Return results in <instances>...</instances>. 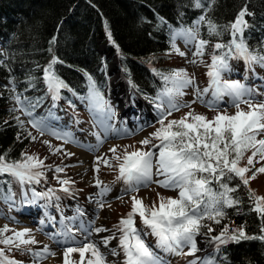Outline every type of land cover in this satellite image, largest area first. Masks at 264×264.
<instances>
[{"label": "snow or ice", "instance_id": "snow-or-ice-1", "mask_svg": "<svg viewBox=\"0 0 264 264\" xmlns=\"http://www.w3.org/2000/svg\"><path fill=\"white\" fill-rule=\"evenodd\" d=\"M214 2L215 0H208L205 4L203 0H193L192 7L202 9V14L197 17L191 27L173 31L170 37L172 51L181 57H186L187 53L176 47V37L183 38L186 46L192 45L195 49L192 52L193 58L189 60L190 64H203L205 49L211 43V40L201 38L202 26L206 27L209 37L223 35L219 26L207 15ZM253 15L254 13L250 12L245 4L234 20L224 26L230 39L226 43L219 40L213 45L211 63L206 65L208 69L206 88H199L194 77L189 76L185 69L173 70L167 74L158 73L153 69V73L160 76L165 85L156 97L159 101L156 103V108L159 116L157 123L160 127L149 137L141 140L140 148L135 151L128 152L125 148L121 156L117 154V147L110 149L113 154L112 159L118 162L117 179L127 185L122 196L118 198L122 199L123 195L138 192L142 187L148 188L153 183L164 189L176 191L177 196L165 198L157 194L159 204L154 202L149 207L144 204L143 199L133 195L131 211L115 226L119 234L113 232L99 241L91 239L93 233L108 232V229H86L83 240H77L71 228L64 226L56 234L63 238L56 241L64 245L63 264H85L86 253H90L86 264H108L105 253L100 250V245L108 250V255L116 257L122 254V260L113 264H165L153 251V247L146 243L148 235L156 238L155 247L165 253L175 256H194L200 251L197 248L196 237L202 234V228L207 229L203 235L208 236L216 252H219L221 245L240 244L242 241L264 243V197L257 196L248 188L250 179H255L258 173H264V166L256 169L251 177L246 175L254 167V160L257 157H259V160H256L257 163L264 160V139L258 138L264 135V100H256L258 94L256 89L246 86L239 80L224 78V73L231 71V60H242L246 71L251 70L253 65L264 68V50L250 49L245 38V32L251 27L246 17ZM159 21L162 24L166 23L163 17H159ZM105 29L111 41L112 36L108 31L107 22H105ZM51 43H56L55 37ZM117 51H119L118 46ZM198 57L200 59H197ZM57 63L62 61L53 55L49 64L42 70L46 93L53 101L60 98L61 90L77 95L63 79L56 75L54 66ZM0 64H3V61H0ZM84 76L87 81V95L83 99L88 101L91 110L103 113L107 119H111L113 115L111 106L105 101L96 80L88 72H84ZM29 79L31 81L32 78ZM129 83L131 84V81ZM132 86L135 87V85ZM6 87H9L12 93L11 99L16 105L11 111L19 110L27 116L28 124L40 136L49 135L62 140L63 143L71 142L68 132L52 128L45 118L34 116V110L40 103L39 98L33 101L23 93L17 92L14 79H9V85ZM187 88H192L194 99L191 104L180 103L178 98L185 95ZM209 93L211 98L206 100L204 97ZM259 94L264 95V93ZM225 97H228L227 102L224 100ZM197 102L215 112L216 115L209 119L205 115L190 110L178 120H168L173 112L181 108L191 109L192 104ZM221 103H224L223 108L220 107ZM69 104L72 106L71 101ZM242 105H246L247 108H243ZM228 108H235V113L228 114ZM15 120L20 129L25 128L24 121H21L19 117H15ZM96 135L98 142H101L99 133ZM19 138L18 135L17 139ZM26 138L31 141L37 139L30 131L26 133ZM43 143L51 149L53 155L63 151L60 147L53 148L48 140ZM149 145L151 147H148ZM145 148L148 150H144ZM247 151H251L252 154L247 159V166L241 167L240 161ZM65 155L72 154L65 153ZM101 163L106 167H112L111 160L102 156L97 157L94 161V172H99ZM43 168V160L34 155L22 152L20 160L9 163L6 160V154H0V176L7 174L21 184L40 183V179L44 176ZM54 171L60 173L64 169L56 167ZM154 176L157 179H154ZM237 178L240 184L230 187L229 182ZM58 182L62 185L61 191L70 192L68 187L72 183L70 180L64 179ZM213 183L217 187H213ZM101 185L102 181L97 176L95 186L100 189L97 193L99 197L109 191L106 185L103 187ZM240 185L248 190L249 211L257 214L260 221L259 233L248 235L245 226L241 225L232 229L230 234L226 224L217 235H210L216 230L205 221L220 224L228 215L227 208H238L241 200L234 197L232 193L236 192ZM53 194V189H49L48 193L33 190V200L29 203H34L38 199L50 200ZM97 203L101 208L105 206L102 199H98ZM137 216L147 231L136 227ZM41 223L43 224L44 221ZM9 231H12V235L6 236L5 233ZM50 238L55 239V236ZM114 239L117 240L116 247L109 248L110 242ZM36 243L29 229L14 231L5 225L0 229V245L4 246L0 248V264H18L17 261L5 256V249L27 252L34 258L33 264H39L40 261L56 255L48 246H44L41 250L27 247ZM185 248L188 249L187 252L184 251ZM73 253L79 254L78 262L71 259ZM223 259L227 260L226 257ZM188 264H219V262L214 257H197Z\"/></svg>", "mask_w": 264, "mask_h": 264}, {"label": "trees", "instance_id": "trees-1", "mask_svg": "<svg viewBox=\"0 0 264 264\" xmlns=\"http://www.w3.org/2000/svg\"><path fill=\"white\" fill-rule=\"evenodd\" d=\"M203 2L207 4L208 0ZM192 4L193 0H0V61H3L0 64V154H6L9 163L20 160L22 152L34 156L40 154L30 152L34 141L26 138L27 128L18 127L17 111H11L15 102L11 99L10 86L6 87L9 79H14L17 92L33 101L40 99L33 113L35 117L60 118L58 113L61 117H67V113L73 116L79 104L86 105L83 99L87 95L84 72L93 76L102 94L108 86V60L98 48L99 42H108L106 49L119 56L135 91L148 100H156L163 81L153 69L168 73L164 61L171 49L172 32L191 27L202 14L203 10L193 8ZM245 4L254 13L246 17L251 25L245 32L248 46L253 50H264V0H215L207 15L223 35L209 37L206 27L202 26L201 38L211 40L208 49L213 50L214 43L219 40L226 43L230 39L224 26L234 20ZM159 17H163L166 23H160ZM105 22L111 32V41ZM53 37L56 38L55 44L51 43ZM53 55L62 61L54 66L56 75L77 95L61 90L60 98L53 101L46 93L42 70ZM238 184V178L229 182L230 187ZM213 187H217L215 183ZM22 188L23 184L13 177L0 176V205L9 199L16 202L18 196L33 197L31 186ZM248 188L254 192L250 184ZM232 195L238 197L241 204L238 208H227L228 215L220 224L205 221L216 230L210 235H217L226 224L244 225L248 235L258 234L260 221L255 212L249 211L247 188L240 185ZM206 231L202 228L201 235ZM203 236L209 243L208 236ZM207 257H214L219 264H264V243L242 241L221 245L219 252L210 246Z\"/></svg>", "mask_w": 264, "mask_h": 264}, {"label": "rangeland", "instance_id": "rangeland-1", "mask_svg": "<svg viewBox=\"0 0 264 264\" xmlns=\"http://www.w3.org/2000/svg\"><path fill=\"white\" fill-rule=\"evenodd\" d=\"M107 44L99 42L98 48L101 49L100 53L108 59V68L110 66L112 69L113 63L116 60L118 61V59L117 57H115L117 56V54H112L110 51H108V49H106L108 48ZM175 44L180 51L186 52L187 56L181 57L173 52L172 49H170L166 53L164 61L169 69V71L167 72L169 73L173 70L185 69L187 70L189 76L194 77L195 82L199 88H206L208 86V77L206 75L208 69L206 65L211 63L212 50L208 48L205 49L203 64L193 65L189 63V60L193 58L192 52L195 50L192 45L186 46L183 38L179 36L176 37ZM197 59L200 58L198 57ZM230 67L231 71L224 73L225 79L239 80L246 86L256 89L258 93L256 96V100H264V95L259 94L264 93V68H261L258 65H253V68L251 70L246 71L245 64L241 60H231ZM120 71L121 70H117L115 73H111L109 75V79L112 84ZM115 82L116 84L120 85L121 88H124L125 85L128 86L129 92L131 93L128 94V99L136 100V97H134L135 95L131 91L128 83H123L120 80H117ZM108 86L109 89L107 90L105 88L103 96L105 101H107L111 106L113 113L111 119H107L105 114L99 112L98 114L101 115V117L97 116V112L90 109L87 100H85L86 105L79 104L77 106V110L75 109V116L67 113V117H61V113H58L60 115V118H46V121L52 128L69 133V137L71 139L70 143H63L62 140L56 139L55 137L49 135L40 136L39 133H37V131L33 129L30 124H28L27 121L29 118L25 116L21 111L17 110V116L21 121H24L25 128H27V130L30 131L33 136L37 137V139L34 141V145L32 144L30 146V152H32L33 154L36 151L40 152V154L36 156L39 157L40 160H43L45 165L42 169V171L44 172V176L40 179V183H24L22 189H29L28 187L31 186L32 189L40 193H48L49 189H53L54 194L52 195L50 200L38 199L34 203H29L33 200V197L27 195L18 196L16 202H13L10 199L7 200L6 202H4V205H0V229L4 228L5 225H7L9 229L14 231L29 229L31 237L33 236L37 241L36 244L27 246L33 250H41L44 246L50 247L56 244L59 246L56 240L60 238H57L54 232L56 229H58V224L52 222L50 231L41 226V221H45V217L47 215L49 216V219L51 217L68 219L74 215V212H76L73 207H76L77 209H85V207L93 199H102L105 202V206L100 209L97 208L94 212L90 213L92 227L93 221L98 220L100 216H104L106 229L113 233L117 232L115 226L118 225L120 219L122 217H126L127 214L131 211V197L133 195H135L138 199H143L144 204L149 207H151L154 202L157 205L159 204V197L157 194L165 198H175L177 196L176 191L164 189L153 183L148 188L142 187L138 192L123 195L122 199L118 198L122 196L127 185L117 179L118 162L112 159L113 154L110 152V149L113 147H117V154L121 156H123L125 148H127L128 152L135 151L140 148L139 142L144 138L149 137L160 127V125L157 123L159 116L157 113L156 104L151 103V101H149L148 99L140 96L141 98L137 99L141 100V106L143 105L144 107V105H146V111L140 107L137 108L138 111L134 110L130 114H127L124 112V110L122 111L123 107H119L120 104H116L117 100L113 99L114 97H112L110 91V89H112V85L108 84ZM164 86L165 85L163 82L161 91L163 90ZM204 98L206 100L210 99V93ZM193 99L194 93L192 88H187L185 89V95L179 97L178 101L180 103L191 104ZM224 100L225 102H227L228 97H225ZM153 101L155 103H159V101L157 100ZM130 106L134 105L132 104ZM14 107H16V105ZM220 107L223 108L224 103H221ZM242 107L245 109L247 108L246 105H242ZM190 110H194L198 114L205 115L209 119L216 115L215 112L210 111L207 107L197 102L195 104H192L191 109L181 108L179 111L173 112L172 115L168 117V120H178ZM234 113L235 108H228V114ZM131 116L136 117L137 121L131 122ZM105 123L107 128L114 130V133L105 134L104 136H102V138L100 139L101 142H98V140L95 139V141L97 142L89 141L90 143H87L88 145L83 144L87 142L92 132L97 131V133H100L102 130V126ZM119 123H121L122 128L120 127ZM135 123H139V126L135 127ZM165 123H167V121H165ZM79 128L82 129V131H80ZM258 138L264 139V135H261ZM45 140H48L53 148L60 147L63 149V151L53 155L51 149H49V147L43 143V141ZM153 143H157V141H153ZM70 147H73V149L78 148L81 151L92 155V157L94 158L101 156L105 157L111 160L112 167H106L103 165V163H101L99 166L100 170L98 173H96L93 170L95 166L94 160L91 166L88 167L87 172L86 170L79 173L75 172L74 168L80 164V158L77 153H75L73 150L71 151ZM148 147L151 146L149 145ZM144 150H148V148H145ZM65 153H71L72 155H65ZM251 154V151H249L245 155L242 163L240 164L241 167L247 166V159L249 156H251ZM256 160H259V157L254 160V167L246 174L248 177H251L252 173L256 169L264 166V160L258 163L256 162ZM56 167H61L64 169V171L56 173L54 171ZM97 176L99 180L102 181L101 187L106 185L109 189V191H107L102 197L97 196V193H99L100 189L95 186V183L90 182L91 178L95 180ZM44 178L47 180H44ZM64 179H68L72 182L70 185H68V187L70 188V192L66 193L64 191H61L62 185L58 182V180ZM249 184L257 196L264 197V173H258L255 179H250ZM56 197H59V199H56ZM45 205H47V207H45ZM25 208H36L40 213L31 218V215H26L27 211L25 210ZM135 220L136 227L138 229L147 231V229H144L143 225L141 224L139 216H137ZM64 223L70 228L68 222ZM20 226H22V228H20ZM228 228L229 233L231 234V230L238 227L229 225ZM5 235L11 236L12 231L5 233ZM51 236H55V239L50 238ZM196 240L197 248L200 249V251L196 252L194 256H175L169 253H165L161 249L156 248L155 237L151 235H148L146 237V243L153 247V251L156 253V255L160 256L163 259L165 264H188L189 261L196 259L197 257H207L208 249L210 248V246H212V249L215 248L211 242L206 243V239L203 235L197 236ZM0 248H4V246L0 245ZM62 248L63 246H59L58 249L54 250V252L57 254V252L59 253L62 251ZM184 251L187 252L188 249L185 248ZM5 256L11 260L17 261L18 264H33L34 259L27 252L18 251L15 249H5ZM46 259L40 261L39 264H46Z\"/></svg>", "mask_w": 264, "mask_h": 264}, {"label": "bare ground", "instance_id": "bare-ground-1", "mask_svg": "<svg viewBox=\"0 0 264 264\" xmlns=\"http://www.w3.org/2000/svg\"><path fill=\"white\" fill-rule=\"evenodd\" d=\"M117 65H118V61L116 60L113 63V65H112V69L116 68ZM121 77L123 78L122 73L119 72L118 75H117V77H116V79H115V81L120 80ZM115 81H113V84L114 85H117V87H118L117 94L120 95L122 98L123 97H128V94L130 93L128 86L125 85L124 88H121L120 85L116 84ZM131 98H133V97H131ZM130 100H131V103L134 106L132 107V109H131V107H127V108L126 107H123V110H124L125 113L130 114L131 112H133L134 110H137V108H140V107L143 110L146 109V105H144V107H143V105L141 106V100H138L137 98H136V100L135 99H130ZM117 101L120 104L119 99ZM122 103H123V101H122ZM122 103L120 104L121 107H122ZM137 114H138V112H137ZM126 117H127V115H126ZM130 120H131V122H135V121H137V118L134 117V116L133 117L131 116L130 117ZM138 124L139 123H135V127H138L139 126ZM112 133H114V130L107 128L106 127V123H105V124H103L102 130L99 133L100 139L105 134H112ZM96 134H97V131L96 132H92L91 135H90V138L87 140L86 143H83V144L88 145L87 143H90L91 141L92 142H97V141H95V139H97V135ZM112 146H114V145H112ZM70 149H71V151L73 150L75 153H77L79 155V158H80V162H79L80 164L77 165L74 168V171L79 173V172H83V171L86 170V172H87L88 167L91 166V164L93 163L94 160H96V158L92 157V155H90V154H88L86 152L81 151L78 148L77 149H73V147L72 148L70 147ZM153 171H155V169ZM154 178L157 179V177H155V176H154ZM90 182L95 183V180L91 178L90 179ZM97 200L98 199H93L91 202H89V204L85 207V209H83V208L77 209L76 207H73V209L76 210V212H74V215L71 216L68 219H63V218H58V217H51L49 219V216L47 215L45 217L44 223L41 224V226L43 228H45L46 230H49L50 231L51 230V226H52V222L55 223V224H58V227H57L58 229H56L54 232H55V236L57 238H60V239H57V240H62L63 238L60 237V236H58V235H56V234L59 233L64 226H66L64 222H68L69 223L68 225H70V228H71L72 232L74 233L76 239L77 240L78 239L79 240H83V238H84V236L86 234V232L84 230L89 229V228H91V229H95V228H106L105 227V219H104V216H100L98 218V220L93 221V227H92V222H91L92 220L90 218V213L91 212H94L97 208H99V209L101 208V207L98 206ZM25 210L27 211L26 212V215H31V218L35 217V215H37V214L40 213L39 210L36 209V208H25ZM20 228H22V226H20ZM111 234H112V232H110V231H108V232H101V233H98V234L93 233V235L91 236V239L93 241H99L103 237L110 236ZM116 245H117V240L114 239V240H112L110 242V244H109L108 247L109 248H112V247H116ZM59 246H64V245L61 243V244H59ZM59 246L56 244V245H54V246L52 245V246H50L48 248L51 251L54 252V250L58 249ZM100 250H101V252L105 253V255L107 257L108 264H113V262H119L123 258L122 257V254L121 255H118L116 257H113L111 255H108V250L106 248H104L103 245H100ZM89 257H90V253H86L85 254V264H86V261H87V259ZM71 259L73 261H77L78 262L79 261V254L78 253H73L72 256H71ZM46 264H63V251H61L59 253L57 252V254L54 257H48L46 259Z\"/></svg>", "mask_w": 264, "mask_h": 264}, {"label": "water", "instance_id": "water-1", "mask_svg": "<svg viewBox=\"0 0 264 264\" xmlns=\"http://www.w3.org/2000/svg\"><path fill=\"white\" fill-rule=\"evenodd\" d=\"M105 50V49H104ZM103 50V51H104ZM117 70H121L120 71V73H122V76H123V78L121 77L120 78V81L121 82H123V83H128L129 84V80H128V78H127V76H126V74H125V72H124V70H123V68H122V66H121V63H120V59H118V65H117V67L116 68H114V69H111V67L109 66V69H108V75H110L111 73H115ZM109 83L112 85V89H110V91H111V94H112V97H114V99L115 100H118L119 99V101H120V104L122 103V101H123V103H122V107H127V105H128V103L130 104L131 103V100H129L127 97H121L120 95H118L117 94V92H118V87H117V85H114V84H112L111 82H110V80H109ZM129 86H130V89H131V91L134 93V97H136V98H141L140 96H139V94L135 91V89L131 86V84H129ZM129 88V87H128ZM118 98V99H117ZM116 104L117 105H119V103H118V101H116Z\"/></svg>", "mask_w": 264, "mask_h": 264}]
</instances>
